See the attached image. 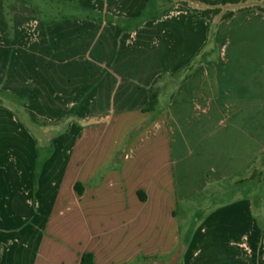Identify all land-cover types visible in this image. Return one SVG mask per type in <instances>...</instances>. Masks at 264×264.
<instances>
[{
	"label": "crops",
	"instance_id": "0c3cea01",
	"mask_svg": "<svg viewBox=\"0 0 264 264\" xmlns=\"http://www.w3.org/2000/svg\"><path fill=\"white\" fill-rule=\"evenodd\" d=\"M66 1L90 16L39 21L42 35L27 50L23 15L6 18L0 0V91L23 102L26 121L0 102V264H81L84 255L86 264H264V231L236 244L229 214L181 231L178 198L208 184L200 173L183 182L192 152L170 126L183 107L201 110L197 143L221 138L228 149L218 178L263 153L264 13L164 20L173 6L162 0L160 17L131 26L150 0H105L127 16L102 13L105 2ZM213 23L229 58L216 63L206 52L184 73Z\"/></svg>",
	"mask_w": 264,
	"mask_h": 264
},
{
	"label": "rangeland",
	"instance_id": "374dc122",
	"mask_svg": "<svg viewBox=\"0 0 264 264\" xmlns=\"http://www.w3.org/2000/svg\"><path fill=\"white\" fill-rule=\"evenodd\" d=\"M91 6L100 9V2H105L102 13H109L115 16L120 14L128 15L127 11L112 10L118 5L117 2L112 4L105 0H81ZM103 4V3H102ZM162 0H150L147 2V9L145 13L138 20H129L125 24L134 25V22H139L145 19H152L154 17H160L163 14L164 6ZM170 9L165 12L166 18L164 20L174 19H186V20H199L202 17V10L207 7L200 0H171ZM37 10L36 16L38 19L27 16H17V20L21 22L22 38L24 40V46L27 50H31L34 43L38 42L42 35L43 26L39 22L47 23L52 20L62 19H77L89 17L90 14L86 11H79L76 8L75 2H67L66 0H38L36 2ZM255 6H264V0H241L238 5H227L220 8V13L214 19L219 22H224L221 18L225 14L234 11H252L257 10ZM5 4L4 14L5 17L10 13V10ZM99 11V10H98ZM213 19V20H214ZM206 20V19H205ZM208 21V20H207ZM210 22V21H209ZM134 37L132 33L129 38V42ZM216 29L215 23L210 24L207 29V38L204 44L197 50L194 58L185 65L184 73L190 72L193 68L205 61L206 52H212L214 62H220L229 58L231 49L226 44L225 39H215ZM224 38V36H222ZM224 46V47H223ZM223 47V48H222ZM223 53V55H221ZM188 76V75H187ZM205 85L210 84L208 79L205 81ZM0 102L7 108L14 110L18 118L25 121L24 113L19 108V102L22 101L16 99L11 92L0 91ZM185 109L182 114V119L178 122H170L171 130L176 128L184 137L182 140L185 142L187 150L192 154L187 157V162L182 166L183 170H179L182 176L183 182L193 183L192 175L196 173L203 174V180L205 187H197L198 192L192 194L186 198H178L176 215L181 224V231L185 229L196 228L202 223L203 219L209 214H229L228 221L226 219H220L219 221H227L229 225L236 229L235 242L244 243L245 245H251V239L258 230L264 231V151L263 153L250 164L236 172L231 178H218L217 172H221L218 165L222 160L228 159V149L221 148L220 144L224 139H208L204 140L201 146L195 140L197 134L196 121L202 113L200 109L196 108H182ZM167 110V108H165ZM174 112V108L172 109ZM220 116L226 114V108H220ZM175 126V127H173ZM176 131V132H177ZM224 132V131H223ZM222 134V131H219ZM178 136V134L176 135ZM178 141V140H175ZM219 143V145H218ZM198 144V147L196 148ZM42 153L41 148L39 149ZM195 150V152H194ZM219 157V164H218ZM222 159V160H221ZM199 161V162H198ZM202 165H206L205 170L195 171ZM216 168V169H215ZM213 169V171H212ZM214 170L216 172H214ZM220 175V174H219ZM251 204L250 208L247 206ZM216 216V215H215ZM212 220V219H211ZM209 220V222L211 221ZM205 221V220H204ZM218 221V219H217ZM256 224V225H255ZM204 226H206L204 224ZM254 227H257L256 230Z\"/></svg>",
	"mask_w": 264,
	"mask_h": 264
},
{
	"label": "trees",
	"instance_id": "16d2710c",
	"mask_svg": "<svg viewBox=\"0 0 264 264\" xmlns=\"http://www.w3.org/2000/svg\"><path fill=\"white\" fill-rule=\"evenodd\" d=\"M38 0H5L7 7L10 10L8 18L14 13H20L23 16H30L33 18H37L36 13L38 12L36 2ZM192 1H199V0H192ZM204 5H206V9L202 10L201 14L202 17L210 22L219 15L220 8L227 5H238L241 0H200ZM256 9L260 12L264 13V6H255ZM234 11H231L221 19L223 21H227L234 15ZM52 20V19H51ZM161 81V77H158L154 80L150 88L148 89V97H149V105L147 111H153L157 104V98L160 92L159 83ZM89 257V255H84L81 260V264H86L85 260Z\"/></svg>",
	"mask_w": 264,
	"mask_h": 264
}]
</instances>
